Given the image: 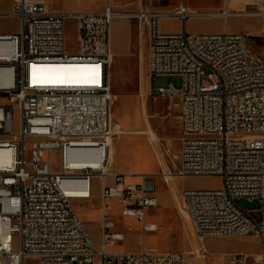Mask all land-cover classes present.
Returning a JSON list of instances; mask_svg holds the SVG:
<instances>
[{
    "label": "built area",
    "instance_id": "2783aa9c",
    "mask_svg": "<svg viewBox=\"0 0 264 264\" xmlns=\"http://www.w3.org/2000/svg\"><path fill=\"white\" fill-rule=\"evenodd\" d=\"M233 3L242 5L238 10ZM264 0H224L214 11H199L186 2L176 7L117 8L107 0L99 10L65 11L44 0H13L0 20L15 19V32L0 30V264H193L185 251H159L144 245L134 251H113L124 234L107 216L110 201L122 200V214L147 223L156 206L157 173H141L140 181L111 169L113 146L111 68L112 24L136 18L149 30L150 76H180L182 84L160 86L158 94L175 97L181 126L180 166L163 173L176 176H220L217 189L185 188L180 192L196 234L206 237H257L261 251L248 260L229 256L231 264H264V58L254 55L246 32L194 33L191 17L259 16L264 33ZM78 20V51L66 50L68 18ZM177 17L183 29L170 31L164 20ZM66 77L68 66H83L86 81H48L44 65ZM74 69V68H72ZM60 158L54 160L53 151ZM94 176L102 187L98 198L103 239L99 247L73 205L93 199ZM260 200L245 208L240 199ZM16 236L18 239L16 240ZM17 243V244H16ZM199 258L207 257L205 246Z\"/></svg>",
    "mask_w": 264,
    "mask_h": 264
},
{
    "label": "rangeland",
    "instance_id": "374dc122",
    "mask_svg": "<svg viewBox=\"0 0 264 264\" xmlns=\"http://www.w3.org/2000/svg\"><path fill=\"white\" fill-rule=\"evenodd\" d=\"M53 9L66 11H82L87 9L102 8L105 0H45ZM182 0H114L117 8L135 7L142 3L145 6H169L176 7ZM189 6L199 11H214L222 7V0H183ZM237 10L242 5L233 3ZM249 8H264V4L249 5ZM122 20L118 19L117 21ZM113 25V51L114 68L112 89L116 94L112 111L114 120L113 140L121 134L125 122L133 124L139 131L138 134L147 137L156 148L158 157L146 156L151 170L160 169L156 177L157 195L160 200L167 204L174 202V193L181 192L185 188L217 189L222 186L220 176H176L171 182H165L162 174L166 170L177 172L180 166L179 153L181 148V126L179 115V103L175 97H165L158 94V87L168 86L173 82L177 87L182 84L180 76H150L148 72V46L146 38L149 36L148 27L142 30L137 27L136 20H128V24ZM123 23H127L123 19ZM78 20L68 18L65 26L66 50L70 53L78 51ZM262 19L259 16H231L227 19L220 16L191 17L187 20L188 32L208 33L222 32H246L252 45V50L264 58V39L260 36ZM182 21L177 17L164 20V28L170 31L183 29ZM19 27L15 19L0 20V30ZM140 32V34H139ZM143 37V40L141 37ZM116 59V61H115ZM152 132L156 139L152 138ZM54 160L60 158L59 151L51 154ZM93 186L95 197L93 199H76L73 205L78 211L85 227L99 247L103 235L101 217L103 215L98 194L102 182L99 176H94ZM240 204L245 208H257L260 200L250 201L240 199ZM124 203L118 198L110 201V208L106 214L116 222V231H123L126 238L111 247L113 251L137 250L142 237V225L132 217L122 214ZM148 219L160 223L159 230L148 232L146 246L162 251L182 250L185 251L193 264H231L230 254L241 249L258 247L257 242L251 238H221L206 237L201 239L195 232L192 221L185 212L183 203L180 208L169 206L167 208H151ZM167 225H166V224ZM173 224V225H172ZM169 225V226H168ZM18 237L16 236V240ZM17 244V243H16ZM205 246L208 249L207 257L199 258L197 248ZM136 248V249H135ZM26 264H39L35 258H28ZM92 264V263H84ZM94 264H98V259Z\"/></svg>",
    "mask_w": 264,
    "mask_h": 264
},
{
    "label": "crops",
    "instance_id": "0c3cea01",
    "mask_svg": "<svg viewBox=\"0 0 264 264\" xmlns=\"http://www.w3.org/2000/svg\"><path fill=\"white\" fill-rule=\"evenodd\" d=\"M104 2L105 3H104L102 8H104V6L106 5L107 0H105ZM183 2H186V1L182 0L181 3H183ZM221 4L223 6L224 0H222ZM142 6H143L142 3H139L135 7L138 8V7H142ZM12 8H13V0H0V11L8 12ZM102 8L87 9V10H99V9H102ZM129 8H131V7H129ZM51 9H53V8H51ZM121 9L125 10V9H128V8H121ZM54 10H62V9H54ZM82 11H85V10H82ZM7 19L9 20V22L14 20V19H11V18H7ZM118 19H122V20L117 21ZM123 19H125V21L127 23H123ZM128 20H136L137 27L139 29H141V30L144 27H147L144 24L141 26L136 18L119 17V18H116L113 21L112 30H113V25H114V23L116 21L119 24L126 25V24H128ZM15 22H16V20H15ZM18 28L19 27H17V28L16 27L15 28L11 27L10 29H6V30H3V31L15 32V31L18 30ZM139 34H140V32H139ZM143 37L144 36L141 37L142 40H143ZM111 41H112V52H113V63H112V68H111V82H112L113 68H114V65H115V63H114L115 53L113 51V36L111 38ZM146 42H147V46L149 48V36H148V38H146ZM115 61H116V59H115ZM113 120H114V116H113ZM113 124H114V126L115 125L117 126L118 125V121H113ZM138 133H139V131H137V128L134 127L133 124H129L128 122H125L124 129L122 130L121 134L116 136L115 139L113 140V146H112L111 151H110V162H109L110 168L116 170L119 173L125 174L126 175V179L129 182H138V181H140L139 174H141V173H155V172H158L160 170L159 168L157 170H155V171L151 170L152 168L149 166V163L146 160V156L150 155L152 157H158V159H159V161L161 163V160H160V157H159V154H158L156 148L153 146V144L151 143V141L147 137L142 136L141 134H138ZM155 195L157 197L158 203H157L156 206H153L154 208L160 207V206L163 207V208H167L169 206H175V207L177 206L178 208H180L182 203H183L182 198L180 196V192L174 193V202L172 204H167L164 200H160L158 198L157 192H156ZM153 207H149L147 209L145 221L147 223L156 224L157 228L155 230H144L143 223L141 221L137 220L135 217L127 216V217L134 218V220L136 222L141 223V225H142L143 234H142V237H141V240H140V246L137 248V250L141 249L144 245H146L145 242H146V236H147L148 232H156V231L159 230L160 223H157L155 221H152V220L148 219V215H150L149 214L150 209L153 208ZM118 232H122L124 234V238L122 240H117L116 243H118L120 241H123L126 238V234L123 231H118ZM221 238H223V237H221ZM224 238H236V239L251 238V239H254L257 242V244H258V247L256 249L246 248V249H241L238 252H234V253H242V254L247 255L248 256V260L254 259V256L257 255L261 251V248H262L261 241L257 237H254V236L224 237ZM199 248L200 247L197 248V251H198ZM128 251H133V250H128ZM159 251H162V250H159ZM169 251H171V250H169ZM180 251H182V250H180ZM207 251H208V249H207Z\"/></svg>",
    "mask_w": 264,
    "mask_h": 264
},
{
    "label": "bare ground",
    "instance_id": "6f19581e",
    "mask_svg": "<svg viewBox=\"0 0 264 264\" xmlns=\"http://www.w3.org/2000/svg\"><path fill=\"white\" fill-rule=\"evenodd\" d=\"M260 36L263 37V39H264V33H260ZM246 42H250L248 35H246ZM253 53L255 56L261 57V56L257 55L254 51H253ZM261 58H263V57H261ZM83 66H86V65L85 64H76V65L68 66L69 69L74 68L70 71L72 73H70L69 75H66V77H57L51 73V72H53V69L56 66L54 64H47V65L43 66V68L45 69V71L47 73V75H45V77L43 79L48 80V81H56V80L86 81L88 78L84 75V70H83L84 67ZM1 83H2V81L0 79V84ZM152 138L156 139V135L154 132H152ZM8 160H9L8 153L6 151L0 150V163L6 162ZM164 173L169 174L170 170H166V171H164ZM185 212L187 213L186 210H185Z\"/></svg>",
    "mask_w": 264,
    "mask_h": 264
},
{
    "label": "snow or ice",
    "instance_id": "6c2138e0",
    "mask_svg": "<svg viewBox=\"0 0 264 264\" xmlns=\"http://www.w3.org/2000/svg\"><path fill=\"white\" fill-rule=\"evenodd\" d=\"M72 69L70 68L69 71H71Z\"/></svg>",
    "mask_w": 264,
    "mask_h": 264
}]
</instances>
